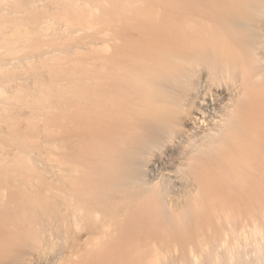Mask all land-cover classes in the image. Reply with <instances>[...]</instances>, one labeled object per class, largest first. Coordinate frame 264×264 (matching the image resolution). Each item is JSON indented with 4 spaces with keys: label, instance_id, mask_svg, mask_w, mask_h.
Returning a JSON list of instances; mask_svg holds the SVG:
<instances>
[{
    "label": "bare ground",
    "instance_id": "bare-ground-1",
    "mask_svg": "<svg viewBox=\"0 0 264 264\" xmlns=\"http://www.w3.org/2000/svg\"><path fill=\"white\" fill-rule=\"evenodd\" d=\"M0 264H264V0H0Z\"/></svg>",
    "mask_w": 264,
    "mask_h": 264
}]
</instances>
